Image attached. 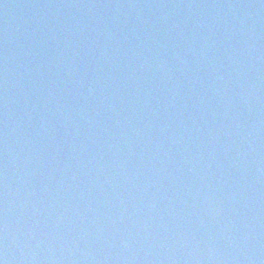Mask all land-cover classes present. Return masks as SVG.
I'll use <instances>...</instances> for the list:
<instances>
[{
    "label": "water",
    "instance_id": "1",
    "mask_svg": "<svg viewBox=\"0 0 264 264\" xmlns=\"http://www.w3.org/2000/svg\"><path fill=\"white\" fill-rule=\"evenodd\" d=\"M3 264H264V0H0Z\"/></svg>",
    "mask_w": 264,
    "mask_h": 264
},
{
    "label": "snow or ice",
    "instance_id": "2",
    "mask_svg": "<svg viewBox=\"0 0 264 264\" xmlns=\"http://www.w3.org/2000/svg\"><path fill=\"white\" fill-rule=\"evenodd\" d=\"M0 264H3V262H2V261H0Z\"/></svg>",
    "mask_w": 264,
    "mask_h": 264
}]
</instances>
